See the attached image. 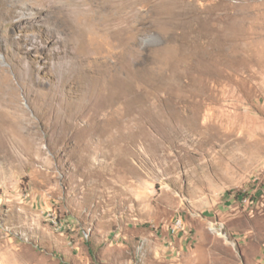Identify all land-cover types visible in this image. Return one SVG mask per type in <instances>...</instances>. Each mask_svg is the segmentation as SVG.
Instances as JSON below:
<instances>
[{"label":"rangeland","instance_id":"obj_1","mask_svg":"<svg viewBox=\"0 0 264 264\" xmlns=\"http://www.w3.org/2000/svg\"><path fill=\"white\" fill-rule=\"evenodd\" d=\"M0 264H264V0H0Z\"/></svg>","mask_w":264,"mask_h":264},{"label":"bare ground","instance_id":"obj_2","mask_svg":"<svg viewBox=\"0 0 264 264\" xmlns=\"http://www.w3.org/2000/svg\"><path fill=\"white\" fill-rule=\"evenodd\" d=\"M175 228L176 229H180L181 228V224L180 223L176 224V227Z\"/></svg>","mask_w":264,"mask_h":264}]
</instances>
